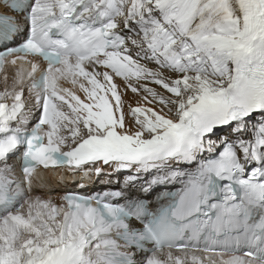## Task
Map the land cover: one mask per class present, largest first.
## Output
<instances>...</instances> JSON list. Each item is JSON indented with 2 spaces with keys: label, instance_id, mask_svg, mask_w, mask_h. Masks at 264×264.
I'll return each mask as SVG.
<instances>
[{
  "label": "snow or ice",
  "instance_id": "6c2138e0",
  "mask_svg": "<svg viewBox=\"0 0 264 264\" xmlns=\"http://www.w3.org/2000/svg\"><path fill=\"white\" fill-rule=\"evenodd\" d=\"M18 62L0 92V264H264V0H0V71ZM128 88L150 106L126 112ZM38 166L123 186L56 204L31 195Z\"/></svg>",
  "mask_w": 264,
  "mask_h": 264
},
{
  "label": "bare ground",
  "instance_id": "6f19581e",
  "mask_svg": "<svg viewBox=\"0 0 264 264\" xmlns=\"http://www.w3.org/2000/svg\"><path fill=\"white\" fill-rule=\"evenodd\" d=\"M142 63H144V62L142 61ZM147 66L149 68H153V69L155 67L150 62L147 63ZM2 80H3V77L0 78V90L4 89V87H5V83H4V85H2ZM80 80L82 81V78H80ZM114 82H116L118 84L119 90H121V91L125 90L126 86H125L124 82L119 77H114ZM62 83L68 84V85L73 87V85L70 82H62ZM83 83H85L86 87H90L89 85H87L86 81H83ZM141 83H146L148 87H152V88H155L157 90H161V89H159L158 85L152 84L150 82L141 81ZM74 88L84 99V93L79 88V82L76 84V86ZM140 92L143 93L142 90ZM129 93H132L130 88L127 89V91L125 92V94L123 96V99L126 101V104H125V111L126 112L128 111L129 105L133 108L136 106H145V107L150 106L147 104V102L144 99L143 100L140 99V98L144 97L143 95L140 96L139 93H137L136 96L131 94V96L128 97L127 95ZM27 110H29L30 113L33 112V110L29 108V106H28ZM127 119H131V117H128ZM10 164L13 165V172L17 176H19L18 166H17V164H15L14 160L11 161ZM1 167H2V165H1ZM108 171H109L108 169H105V172H108ZM82 176H83V173H80L78 175L72 174L71 172H69L67 167H64V168H54L53 167V168H50L47 170H42V169L38 170L34 174L32 179H33L34 183L41 184L42 187H40L39 190L36 191L38 193H36L33 196H39L40 197V194H41L42 199H51L54 203L59 204L60 203L59 199H60L61 195H63L65 193V190H68V189H78V190H82V191L92 193V192H98L100 190H107L113 186H121V185L123 186L124 177L119 175V174H113L111 177H109L107 175H101L98 177L95 174H93L91 176V179H84V180L81 179ZM109 180H110V182H108ZM81 183L84 184L83 188L80 187ZM45 185L47 187H44Z\"/></svg>",
  "mask_w": 264,
  "mask_h": 264
},
{
  "label": "rangeland",
  "instance_id": "374dc122",
  "mask_svg": "<svg viewBox=\"0 0 264 264\" xmlns=\"http://www.w3.org/2000/svg\"><path fill=\"white\" fill-rule=\"evenodd\" d=\"M142 92H143V91H142ZM138 93H139V95H140V96H142V95L144 96V94H143V93H141V92H138ZM131 94H133V95H135V96L137 95V93H133V92H132V93H129L127 96H128V97H130V96H131ZM140 99H141V100H143V99H144V97H143V98H140Z\"/></svg>",
  "mask_w": 264,
  "mask_h": 264
}]
</instances>
